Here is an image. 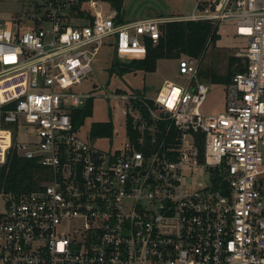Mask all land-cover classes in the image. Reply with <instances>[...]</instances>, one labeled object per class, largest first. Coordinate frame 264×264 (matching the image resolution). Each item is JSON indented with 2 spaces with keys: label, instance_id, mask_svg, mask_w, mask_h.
Segmentation results:
<instances>
[{
  "label": "built area",
  "instance_id": "2783aa9c",
  "mask_svg": "<svg viewBox=\"0 0 264 264\" xmlns=\"http://www.w3.org/2000/svg\"><path fill=\"white\" fill-rule=\"evenodd\" d=\"M32 1V15L0 19V166L13 149L48 176L0 191V264H264V0H196L178 19L230 23L244 42L223 112L200 111L202 58L181 55L178 80L155 96L104 94L120 102L122 130L88 137L123 138L109 149L80 136L74 112L95 96L75 87L101 47L144 58L172 19Z\"/></svg>",
  "mask_w": 264,
  "mask_h": 264
},
{
  "label": "rangeland",
  "instance_id": "374dc122",
  "mask_svg": "<svg viewBox=\"0 0 264 264\" xmlns=\"http://www.w3.org/2000/svg\"><path fill=\"white\" fill-rule=\"evenodd\" d=\"M98 1L103 3L106 14L113 15L116 19L119 17L122 21L156 17H168L175 21L184 15H190L194 11L196 2V0H118L119 9H117L118 3H113L111 0ZM32 3H34L32 0H0V19L10 24L17 12L19 14L16 15L28 17L33 14ZM75 22L83 23L81 20ZM23 25L29 26L30 22H23ZM23 25L21 22V26ZM215 26L219 38L213 44H209L200 63L202 72L200 80L206 82L209 87L206 99L200 108L204 113L223 112L225 106V84L212 83L205 74L212 71L217 76H227L229 58L235 56L244 46V42L233 35L230 23H218ZM117 61L119 58L110 47H101L94 58L92 72L81 85L75 87L77 91L90 92L95 96L91 115L85 118L79 134L101 149L113 148L124 141L122 137L106 139L88 137L93 122H113L119 131L122 130L123 116L120 102L116 99L104 98V94L122 90L130 93L137 90L153 97L165 80H178L176 59L158 60L156 70L151 73L122 72L114 66V62ZM201 175L206 176L200 173L198 178ZM2 210L3 202L0 195V211Z\"/></svg>",
  "mask_w": 264,
  "mask_h": 264
},
{
  "label": "trees",
  "instance_id": "16d2710c",
  "mask_svg": "<svg viewBox=\"0 0 264 264\" xmlns=\"http://www.w3.org/2000/svg\"><path fill=\"white\" fill-rule=\"evenodd\" d=\"M117 4L118 0H111ZM121 22V18H117ZM219 38L215 24L208 21L175 20L164 23L161 26V36L156 43L148 42L144 58L129 61L114 62V66L122 72L142 71L151 73L156 70L160 59H177L181 55L192 58H202L209 44H213ZM245 59L231 56L228 61V75L217 76L212 71L205 75L212 83L227 84L231 77L245 69ZM202 72L199 71V76ZM93 100H88L85 108L77 110L73 115V122L79 126L91 115ZM112 130L110 122H93L89 134L91 138L109 135ZM46 170L36 162L24 159L12 149L6 162L0 166V191L16 194L27 193L47 179Z\"/></svg>",
  "mask_w": 264,
  "mask_h": 264
},
{
  "label": "crops",
  "instance_id": "0c3cea01",
  "mask_svg": "<svg viewBox=\"0 0 264 264\" xmlns=\"http://www.w3.org/2000/svg\"><path fill=\"white\" fill-rule=\"evenodd\" d=\"M16 14H19V13L17 12ZM16 14H15V15H16ZM15 15H14V17H13L12 19H14V18H18V16L20 17V15H16V16H15ZM138 19H140V18H138Z\"/></svg>",
  "mask_w": 264,
  "mask_h": 264
}]
</instances>
